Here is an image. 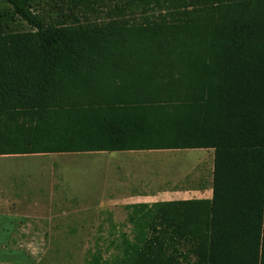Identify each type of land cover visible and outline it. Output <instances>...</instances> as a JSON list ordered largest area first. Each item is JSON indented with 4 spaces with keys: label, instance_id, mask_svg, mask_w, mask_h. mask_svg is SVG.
Instances as JSON below:
<instances>
[{
    "label": "trees",
    "instance_id": "trees-1",
    "mask_svg": "<svg viewBox=\"0 0 264 264\" xmlns=\"http://www.w3.org/2000/svg\"><path fill=\"white\" fill-rule=\"evenodd\" d=\"M0 1L31 29L0 32V156L213 149L212 200L172 231L188 264H264V0ZM122 57L162 69L121 98L96 76Z\"/></svg>",
    "mask_w": 264,
    "mask_h": 264
},
{
    "label": "crops",
    "instance_id": "crops-1",
    "mask_svg": "<svg viewBox=\"0 0 264 264\" xmlns=\"http://www.w3.org/2000/svg\"><path fill=\"white\" fill-rule=\"evenodd\" d=\"M162 62L111 58L104 62L110 66L102 68L96 79L107 78V90L125 98L120 92H125L128 78L161 70L148 65ZM0 157L53 161L43 185L11 198L6 195L1 201L0 217L14 224L4 240L94 242L81 249L82 264L95 253L100 255V263L133 264V251L146 247L155 249L157 264L194 261L186 238L172 230L179 221L196 218V210L204 207L180 203L212 200L213 149Z\"/></svg>",
    "mask_w": 264,
    "mask_h": 264
},
{
    "label": "rangeland",
    "instance_id": "rangeland-1",
    "mask_svg": "<svg viewBox=\"0 0 264 264\" xmlns=\"http://www.w3.org/2000/svg\"><path fill=\"white\" fill-rule=\"evenodd\" d=\"M39 13L55 16L57 0H27ZM108 8L114 3L101 0ZM107 8H101L105 12ZM99 11V12H100ZM8 13L7 18L2 15ZM10 9L0 1V32L25 33L31 29L18 17L10 15ZM101 21L106 20L105 17ZM52 162L48 158H1L0 157V204L3 198H11L21 191L43 185L48 177ZM14 224L11 219L0 217V264H82L80 258L83 246L94 242H29L7 241V231Z\"/></svg>",
    "mask_w": 264,
    "mask_h": 264
}]
</instances>
